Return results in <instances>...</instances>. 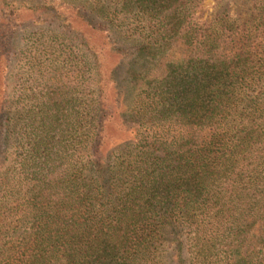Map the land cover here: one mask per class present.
<instances>
[{
	"label": "trees",
	"instance_id": "16d2710c",
	"mask_svg": "<svg viewBox=\"0 0 264 264\" xmlns=\"http://www.w3.org/2000/svg\"><path fill=\"white\" fill-rule=\"evenodd\" d=\"M244 1L0 0V264H264Z\"/></svg>",
	"mask_w": 264,
	"mask_h": 264
},
{
	"label": "rangeland",
	"instance_id": "374dc122",
	"mask_svg": "<svg viewBox=\"0 0 264 264\" xmlns=\"http://www.w3.org/2000/svg\"><path fill=\"white\" fill-rule=\"evenodd\" d=\"M226 6L231 15H237L239 18L247 17L249 13L247 1L244 0H202L200 7L197 10V15L201 20H210L217 12ZM43 26L41 19H37L34 23L27 25L28 27ZM54 28L55 24H50Z\"/></svg>",
	"mask_w": 264,
	"mask_h": 264
}]
</instances>
